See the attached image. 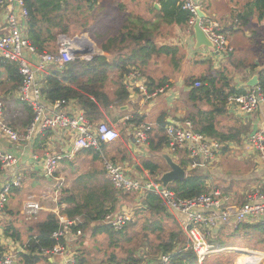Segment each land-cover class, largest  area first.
<instances>
[{
  "label": "trees",
  "instance_id": "1",
  "mask_svg": "<svg viewBox=\"0 0 264 264\" xmlns=\"http://www.w3.org/2000/svg\"><path fill=\"white\" fill-rule=\"evenodd\" d=\"M29 12L27 25V37L34 47L40 52H50L57 47L59 36H66L70 31V21L72 14L77 11L73 7L74 2L83 0H24ZM90 3L93 8L100 0H84ZM136 0H133V2ZM160 5L157 9L154 3H137L136 7L142 10H125V4H120L121 12L124 14L123 22L116 34L110 35L101 45L103 52L114 55L113 59L95 55L89 62L77 57L71 63L60 68H53L42 78V94L45 99L54 104L58 101H75L83 110L88 121H95L100 116L101 108L107 109L117 101H124L128 97L122 81L132 69H141L153 58L170 57L175 60L179 55L177 48L170 46H159L156 43L154 34L163 25L189 27L190 14L183 10L181 0H154ZM207 7V5H206ZM205 8V7H204ZM203 9V7H202ZM204 12L210 15L206 8ZM212 15V14H211ZM233 24L226 26L224 33L233 32L236 24L239 27H246L257 20L264 21V0H248L241 9H234L231 12ZM221 22V20H219ZM231 59V58H230ZM177 60V59H176ZM250 67L255 71L258 66L240 64L237 68ZM6 70L11 84L10 90L15 91L21 83V77L15 65L0 59V71ZM114 75V79H111ZM223 83L220 84V81ZM258 86L264 91V70L258 71ZM201 83V87L193 88L190 92L191 101L207 102L206 105L213 106L214 109L203 112L199 111L198 116L189 117L188 120L194 123L195 130L214 139L227 140L215 127V117L223 112L227 99L232 94H242L245 90H235L229 85L223 72L215 71L207 77H193L189 81L190 86ZM118 85L117 90L111 94L107 88L109 85ZM207 84V85H206ZM164 81L157 87H164ZM212 98V101H211ZM213 100L216 101L215 104ZM30 119L32 113L29 112ZM161 144L167 145V138ZM105 148V144L102 148ZM92 154L94 162L102 164L101 153L95 150H87ZM70 165L69 160H65ZM74 169L73 164H71ZM182 166H186L182 163ZM1 167V165H0ZM145 169L152 174L158 171V167L151 161L144 163ZM75 170V169H74ZM1 171V168H0ZM207 176L204 174L189 172L183 181H178L169 186L178 196L182 198H192L208 191ZM133 193H124L116 190L107 179L105 170L93 169L81 173L77 176L71 188L63 191L59 201L60 212L69 219L80 218L79 229L84 231L92 229V236H105L109 246L114 251L102 262L103 264H142L143 259L135 255L134 251H129L127 256L120 257L117 250L121 249L120 238L131 241L128 230H132L140 235L149 245H153L150 237L156 238L158 247L164 253L171 254L172 264H198L197 258L191 249H188L187 240L181 231L175 217L165 209L159 196L153 192L142 194L137 197L138 208H133L132 222L128 223L121 231L114 230L111 226L102 222L111 212H118L122 205L130 203V196ZM136 199V198H135ZM140 218H143L140 223ZM236 229L227 227L223 231L231 241L233 238L244 235V239L249 241L256 238L257 243L263 245L264 251V224H242ZM60 229L57 216L52 213H45L43 218L31 222L27 230L29 236L25 249L26 254L20 255V264H37L43 258L42 250L52 249L56 245L53 234ZM6 234L15 240H23L19 230L8 227ZM168 234V238H166ZM222 236V235H221ZM240 242V247L252 245L248 241ZM227 242L224 237H219L216 244L220 248L237 247L234 243ZM256 246V245H254ZM224 252L214 255L203 264H234V256L237 253ZM47 259V258H46ZM257 260V259H254ZM50 264L49 260L47 259ZM253 261V259H252ZM226 262V263H223ZM86 258H80L79 264H85ZM257 263H260L257 261Z\"/></svg>",
  "mask_w": 264,
  "mask_h": 264
},
{
  "label": "crops",
  "instance_id": "2",
  "mask_svg": "<svg viewBox=\"0 0 264 264\" xmlns=\"http://www.w3.org/2000/svg\"><path fill=\"white\" fill-rule=\"evenodd\" d=\"M146 1L147 3H154V6L158 5L154 0ZM198 1L203 7V12L206 8V11L212 14L208 15L204 12L205 15L214 19L223 31L226 26L233 24L231 12L234 7L232 5L228 7L229 10L220 12L217 8L219 0ZM158 6L160 8V5ZM0 19V23H2L3 17ZM0 33H3V30ZM108 35L103 36L104 42ZM193 35L194 30L190 27L182 28L176 25H163L155 32L154 37L159 46H170L177 48L179 51V55L176 57L177 60H172L170 57H153L146 66L141 68L143 71L140 69L151 91L156 90L155 87L164 81L166 92L163 95L153 101H146L136 88L127 85L128 75H125L122 85L125 91L128 92L127 99L124 101L116 100L107 109L101 108L99 118L92 123H95V125L106 123L115 128L120 134L117 141L106 144L105 148H102V164L94 162L92 154L86 152L87 150H75V136L69 131L56 130L39 134L29 144L12 143L0 135V151L14 155L19 161L18 165L10 171H0V186L14 173H21L24 177L23 186L12 193L8 204L0 211V227L3 230L0 242L6 249L26 253L25 245L22 247L23 240H15L7 235L6 229L13 227L21 231L20 228H24V225L28 222L22 215L25 201L29 196H32L24 190V183L28 177L45 181L51 185L56 184V181L50 182L43 176V164L50 155L64 157L59 163L58 169L60 165L66 164L65 160H69L70 167L71 164L74 166L75 170L72 167L71 169L76 178L81 173L89 170H103L104 159L122 164L128 176L144 182H158L162 175L169 171V167L163 158L164 155H169L181 166L183 163L186 166L184 168L188 169L187 152L180 151L171 154L167 150V145L161 144V142L165 141L163 138H166L165 129L167 125L198 116L199 111L206 112L214 109L213 106L206 105L207 102L194 104L191 101L190 92L194 86L189 85L190 79L193 77H207L210 73L220 71L225 74L229 85L235 90L250 88L249 82L258 77V71L264 70V21L258 22L255 20L243 28L236 24L233 32L226 34L231 48L228 56L219 55L216 50L197 49ZM59 40L57 50L62 46ZM92 44L94 43L92 42ZM100 55L109 58L114 57V55L103 51ZM240 64L256 65L258 68L255 71L246 66L238 69L237 65ZM111 79H114V75ZM221 83H223V80L220 81ZM0 86L5 89L0 94V101H4L6 122L19 133H25L33 119V117L30 119L29 116V112L32 113V111L28 106L19 102L17 98L18 88L15 91L10 90L11 84H9L6 70L0 71ZM112 86L115 92L118 85L112 83ZM11 102L17 106L16 109H10L8 103ZM215 102L213 100L214 104ZM45 104L48 112H56L53 105L47 100ZM64 112L71 117H76L82 114L83 110L75 101H71ZM126 118L130 119L126 120ZM140 123H148L153 127L150 140L145 146L138 145L134 137L135 128ZM214 123L216 129L229 138L227 140L219 139L224 146L222 154L213 164L201 161L198 167L191 172L206 175L208 191L205 193L213 189L221 190L224 197L229 201V207L232 209L230 211L234 214L235 210L244 204L249 193L264 190V161L248 142V138L252 133L258 131L264 133V104L255 113L243 117L238 115L232 106L226 102L223 112L215 117ZM147 161L153 162L158 167V171L152 174L145 169L144 163ZM56 175H58V170ZM188 175L189 173H187ZM57 177L63 178L61 175ZM43 205L46 207L45 204ZM120 207L122 208L123 205ZM45 213V211L42 212L40 214L42 216L39 218H43ZM233 223V220L226 224L220 222L210 228L208 233L217 240L227 227L236 229ZM20 248H23L24 251ZM254 256L258 257L250 258L253 260L259 259V261L264 259L259 255Z\"/></svg>",
  "mask_w": 264,
  "mask_h": 264
},
{
  "label": "built area",
  "instance_id": "3",
  "mask_svg": "<svg viewBox=\"0 0 264 264\" xmlns=\"http://www.w3.org/2000/svg\"><path fill=\"white\" fill-rule=\"evenodd\" d=\"M181 1L182 9L190 14L189 27L193 29L199 18V11H203L202 6L198 0ZM1 17H3V20L0 23V31L3 30V33H0V59L15 65L18 69L21 83L17 90V98L21 104L31 109L33 119L25 133H19L6 122L4 104L0 101V135L12 143L29 144L39 134L64 130L73 133L75 136V150H95L100 153L102 152V145L117 141L120 134L110 125L106 123L95 125V123L85 118L84 112L76 117H71L65 113L64 109L69 103L67 101H58L52 104L56 112H48L45 104L46 99L42 94L41 81L50 69L63 67L77 57L87 62L93 59L92 49L94 47L92 43L88 41L90 46L88 43L81 42L80 38L71 40L62 35L58 38L62 46L56 53H40L27 37L29 12L24 0H0ZM200 27L216 47L218 54L228 56L231 52L229 39L216 21L205 15V18L200 20ZM66 44H70V46L65 47ZM74 51L79 53L89 52L74 55ZM127 85L136 88L146 101H153L166 92V86L151 91L145 76L139 69L130 71ZM194 87H201V83H195ZM227 102L238 115L246 117L255 113L264 104V91L259 86L250 87L242 94L230 95ZM129 119L126 118V120ZM152 132L153 127L151 124H138L134 131L136 143L141 146L147 145ZM165 136L167 138V150L171 154L180 151L187 152L189 159L187 173L196 169L201 161L207 164L216 162L224 148L220 140L210 138L196 131L190 120L172 122L167 125ZM248 142L264 161V133L260 131L252 133L248 138ZM63 158L59 155H50L43 164L45 179L50 182L56 181V186L53 187L54 194L50 197V201L55 202L56 207L48 209L42 201L32 195L25 201L22 215L26 221L31 222L38 220L40 214L44 211L54 213L60 224V229L53 234L56 245L52 249L42 250L41 253L51 262L56 258H61L64 264H76V254L69 253V247L70 244L75 243L83 235V231L78 228L80 218L71 220L60 212L59 201L62 194L60 191L65 180L58 178L56 174L59 163ZM18 163L19 161L14 155L0 151L1 171L8 172L16 167ZM103 169L106 172L107 179L120 192L137 193L140 196L146 192L157 194L163 207L178 222L186 237L187 248L194 252L198 264H203L207 258L224 252L254 254L235 248H220L216 244L215 238L211 237L208 231L220 222L226 224L232 220L235 226L264 224V190L249 193L244 204L236 209L233 214L230 211L232 209L229 207L228 199L224 197L219 189H213L208 193L192 198H182L169 187L159 190L160 181L144 182L140 179L131 178L125 173L122 164L112 160L104 159ZM23 182V175L14 173L1 184L0 211L8 204L12 193L23 186ZM48 198L43 197L42 199L46 201L49 200ZM132 217V212L126 206H123L118 212L109 213L102 223L111 226L116 231H121L131 221ZM2 234L3 230L0 227V237ZM24 249L21 250L24 251ZM22 254L23 252H17V250L6 249L0 242V264H20V255ZM259 256L264 258V255ZM172 257L173 253H163L153 264H172Z\"/></svg>",
  "mask_w": 264,
  "mask_h": 264
},
{
  "label": "rangeland",
  "instance_id": "4",
  "mask_svg": "<svg viewBox=\"0 0 264 264\" xmlns=\"http://www.w3.org/2000/svg\"><path fill=\"white\" fill-rule=\"evenodd\" d=\"M146 3V0H136L133 2V0H100L97 5H95L93 8L90 6V3L86 1L81 2H74L73 7H77V11L72 14L71 17V25H70V31L66 39H75L80 38L81 42L83 40H88L91 43L93 42L92 46L94 47L93 55H100L101 54V45L104 43L103 36L109 37L112 34H116L115 32L118 31L119 27H121L123 22L124 14L121 12L120 4H125V10L126 11H138L142 10V7L144 5H141L140 7H136L137 3ZM248 0H219V3L217 4V8L220 12L224 10H229L230 5L234 7V9H241L243 11L244 6ZM222 16V15H220ZM219 17V16H218ZM80 42V43H81ZM88 45L89 42H88ZM91 46V45H90ZM58 47V46H57ZM57 47L52 50L56 51ZM51 52V51H50ZM113 59V58H111ZM142 70V69H141ZM143 71V70H142ZM258 74V72H257ZM5 89L0 86V94ZM107 90L112 93L113 92V86L109 85ZM4 102V101H3ZM8 106L10 109H16V105L11 102L8 103ZM11 116V115H10ZM9 116V117H10ZM72 167V166H71ZM70 165L68 163L60 165V168L58 169V175H61L65 181L62 190L60 191L63 193L64 190L69 189L74 184V179L76 178L75 175L72 173ZM57 175V176H58ZM39 182V183H38ZM35 184H37L35 186ZM55 184H49L45 181H38L34 178H29L24 183V190L27 194H32L37 197L40 201H44L43 204L46 205V208L48 209H54L56 207V203L50 201V197L54 194V188ZM46 197L49 200H43L42 198ZM61 197V196H60ZM137 197L140 199V194L134 193L130 196V203H126L123 206H126L127 209L132 211L133 208H138L137 204ZM136 198V199H135ZM46 212V211H45ZM49 213V212H46ZM133 214V213H132ZM42 216V215H41ZM39 216V217H41ZM40 219V218H38ZM136 221V218L131 219ZM143 218H140V223H142ZM129 222V223H130ZM26 223V222H23ZM23 225V224H22ZM30 222H27L26 225H24V228H20L21 236L23 237V246L26 245L29 236L26 235L27 229L29 228ZM139 232H134L132 230H128V238H131V241L128 242V240H125L124 238H120V245L122 246L121 249L117 250L120 257H125L129 253V251H134L135 255L139 258H142L144 261L142 264H153L157 258L163 254L164 252L160 250L158 247L159 243L156 241V238L153 236L150 237V241L153 244L152 246L146 243V241L143 238V234L141 233L138 235ZM224 237L227 242H230L231 240L226 237V235L220 236ZM168 238V234L166 236ZM244 235L238 236L237 238H233L231 243H234L237 247H234L235 249H240L245 252H252L255 255H264L263 251V245L257 243L258 240L254 238V240H247L244 239ZM247 240L248 243L252 245H248L245 247H240V242ZM256 245V246H254ZM114 251L113 248L109 246L107 238L105 236L101 235L98 237L92 236V229L84 231L83 235L75 242L70 244L69 247V253L76 254V264H79L80 258L85 257L86 263L85 264H103L102 262L104 259H106L112 252ZM235 251V250H234ZM234 253L233 251H231ZM229 253V254H232ZM21 254V253H19ZM254 254H247V253H237L236 256H234V264H264V261L253 260L252 257H258L254 256ZM19 257V255H18ZM251 257V258H250ZM209 261L212 260L213 256L209 257ZM49 260V259H48ZM260 262V263H257ZM51 262V261H49ZM52 264H64L61 258H56ZM50 263V264H51ZM226 263V262H223ZM37 264H49L46 258H43L40 260Z\"/></svg>",
  "mask_w": 264,
  "mask_h": 264
},
{
  "label": "water",
  "instance_id": "5",
  "mask_svg": "<svg viewBox=\"0 0 264 264\" xmlns=\"http://www.w3.org/2000/svg\"><path fill=\"white\" fill-rule=\"evenodd\" d=\"M156 8H159L158 5H155ZM205 18V13L203 11H199V18L197 19L193 30L194 35L193 38L196 41V48H205L207 50H216V47L213 45V43L208 39V37L205 35V33L202 31L200 27V20ZM70 44H66L65 47H69ZM89 51H84L83 53H79L74 51V55L78 54H86ZM217 53H219L217 51ZM259 84L258 77L253 78L249 82V87H256ZM164 160L166 164L169 167V171L164 173L162 177L160 178L161 186L159 187V190L168 188L170 185H172L175 182L183 181L187 177V171L184 167H182L180 164L176 163L169 155H164ZM240 251V250H239Z\"/></svg>",
  "mask_w": 264,
  "mask_h": 264
},
{
  "label": "bare ground",
  "instance_id": "6",
  "mask_svg": "<svg viewBox=\"0 0 264 264\" xmlns=\"http://www.w3.org/2000/svg\"><path fill=\"white\" fill-rule=\"evenodd\" d=\"M83 42H84L85 44H87V43H88V40H83Z\"/></svg>",
  "mask_w": 264,
  "mask_h": 264
}]
</instances>
